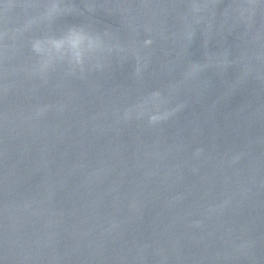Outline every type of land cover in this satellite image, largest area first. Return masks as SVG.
<instances>
[{
  "label": "water",
  "instance_id": "95a60500",
  "mask_svg": "<svg viewBox=\"0 0 264 264\" xmlns=\"http://www.w3.org/2000/svg\"><path fill=\"white\" fill-rule=\"evenodd\" d=\"M0 264H264V0H0Z\"/></svg>",
  "mask_w": 264,
  "mask_h": 264
}]
</instances>
